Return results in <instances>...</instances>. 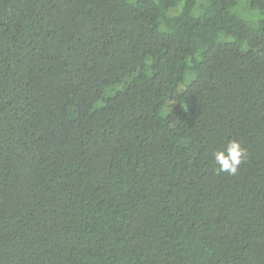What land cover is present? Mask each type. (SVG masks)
<instances>
[{
    "label": "trees",
    "instance_id": "1",
    "mask_svg": "<svg viewBox=\"0 0 264 264\" xmlns=\"http://www.w3.org/2000/svg\"><path fill=\"white\" fill-rule=\"evenodd\" d=\"M263 17L0 0V264H264Z\"/></svg>",
    "mask_w": 264,
    "mask_h": 264
},
{
    "label": "clouds",
    "instance_id": "2",
    "mask_svg": "<svg viewBox=\"0 0 264 264\" xmlns=\"http://www.w3.org/2000/svg\"><path fill=\"white\" fill-rule=\"evenodd\" d=\"M214 163L218 172L235 175L246 156V150L239 141L229 140L214 152Z\"/></svg>",
    "mask_w": 264,
    "mask_h": 264
},
{
    "label": "rangeland",
    "instance_id": "3",
    "mask_svg": "<svg viewBox=\"0 0 264 264\" xmlns=\"http://www.w3.org/2000/svg\"><path fill=\"white\" fill-rule=\"evenodd\" d=\"M238 10L240 11V12H242L244 15H247L248 16V14H250V10H249V6L248 5H246V3H244L243 1L240 3V5L238 6ZM261 19L258 15L256 16V20L257 19ZM264 18V17H263Z\"/></svg>",
    "mask_w": 264,
    "mask_h": 264
}]
</instances>
